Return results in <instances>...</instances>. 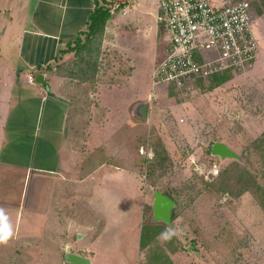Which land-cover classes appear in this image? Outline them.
<instances>
[{
  "label": "crops",
  "instance_id": "0c3cea01",
  "mask_svg": "<svg viewBox=\"0 0 264 264\" xmlns=\"http://www.w3.org/2000/svg\"><path fill=\"white\" fill-rule=\"evenodd\" d=\"M158 2L0 0V254L40 237L41 261L50 264H74L67 252L89 264L141 262L143 134H129V121L143 120L136 117L139 96L131 106L124 91L129 84L140 91L147 72L150 78L161 32ZM96 4L111 13L97 37L105 48L98 57L91 42L78 52ZM261 49L250 72L257 81L264 78ZM139 191L140 215L132 221L129 204ZM14 216L12 235L3 232L2 220ZM132 227L136 253L120 259Z\"/></svg>",
  "mask_w": 264,
  "mask_h": 264
},
{
  "label": "rangeland",
  "instance_id": "374dc122",
  "mask_svg": "<svg viewBox=\"0 0 264 264\" xmlns=\"http://www.w3.org/2000/svg\"><path fill=\"white\" fill-rule=\"evenodd\" d=\"M249 2L255 18L260 15L253 31L262 48L260 53L264 54V11L257 14L263 10L264 0ZM93 37L91 51L98 57L105 53L104 44L101 47L97 37ZM165 49L161 30L153 63ZM250 72L228 74V79L216 86L209 79L196 82L188 90L162 87L155 98L150 97L153 91L147 72L142 90L129 84L130 90L124 91L129 92L131 106L138 96L139 103L148 105L145 118H140L139 112L136 114L142 122H135L134 117L129 121V134H143L138 147L144 161L143 224L150 222L151 210L147 206L154 190L175 200L173 228L155 222L160 231L142 248L139 264H264L263 207L250 190L238 194L239 183H230L236 175L233 163L237 162L248 172L245 178L264 188V78L257 81L250 77ZM215 141L225 142L239 155V160L211 155L209 149ZM227 180H231L230 186L225 189ZM141 200L139 191L129 204L132 221L140 215ZM11 219L2 220V228L12 235L15 216ZM19 221L20 218L17 225L21 226ZM134 232L132 227L123 236L120 259L131 260L136 253L133 245L138 236ZM40 241L39 237L32 244L20 240L11 245V249L1 252L0 264H33V259L37 260L34 264H50L52 260L41 261L45 252L38 244ZM58 254L61 261L60 251Z\"/></svg>",
  "mask_w": 264,
  "mask_h": 264
},
{
  "label": "built area",
  "instance_id": "2783aa9c",
  "mask_svg": "<svg viewBox=\"0 0 264 264\" xmlns=\"http://www.w3.org/2000/svg\"><path fill=\"white\" fill-rule=\"evenodd\" d=\"M157 19L166 49L151 69L150 97L162 87L188 90L198 81L254 65L258 41L249 0H159ZM27 81L33 83V76Z\"/></svg>",
  "mask_w": 264,
  "mask_h": 264
},
{
  "label": "trees",
  "instance_id": "16d2710c",
  "mask_svg": "<svg viewBox=\"0 0 264 264\" xmlns=\"http://www.w3.org/2000/svg\"><path fill=\"white\" fill-rule=\"evenodd\" d=\"M105 3L107 4H114L113 1L110 0H105ZM123 4H118V7H121ZM264 11V3H263V10H259L257 11V14H261ZM111 16L110 13V8L107 5L104 4H96L95 8L93 9V11L91 12L90 16H89V21L87 24V30H86V37L88 38L86 40V43L81 46V48L78 49V52L83 51L84 50V46H88L89 42L92 41V38L95 37H99L102 35L103 31H104V27L106 25V22L108 20V18ZM97 35V36H96ZM73 49V48H71ZM228 79V74H221V75H216L212 78V85L216 86L221 84L222 82L226 81ZM214 142H212L213 144ZM211 144V145H212ZM210 151V149H209ZM234 170L236 175L233 177H231V179H233V182L230 183H239V193L244 192L246 190H250L255 196L258 197L259 199V204L263 207L264 210V188L257 182L253 181L251 182L250 179H248V177L245 178L244 174L246 175L248 172L242 168L241 166H239V164L237 162H234ZM245 179V181L243 180ZM228 181L231 180H227L225 183V189H228L230 184ZM224 188V186H223ZM219 189H221V187H219ZM165 194V193H164ZM237 195V194H236ZM169 196V195H167ZM170 197V196H169ZM171 199H173L172 197H170ZM174 200V199H173ZM175 202V200H174ZM146 206V205H145ZM149 208V210H151L150 205L147 206ZM145 208V207H144ZM175 217V212L174 210L172 211V221ZM162 227L165 228V224L161 223ZM160 225L156 224V223H147V224H143L142 225V230H141V236H140V247L143 248L146 245H148L150 243V241L152 240L154 234H156L158 231H160ZM154 230V231H153Z\"/></svg>",
  "mask_w": 264,
  "mask_h": 264
},
{
  "label": "water",
  "instance_id": "95a60500",
  "mask_svg": "<svg viewBox=\"0 0 264 264\" xmlns=\"http://www.w3.org/2000/svg\"><path fill=\"white\" fill-rule=\"evenodd\" d=\"M118 4H123L128 2L129 0H110ZM36 81L43 84V78L41 74H38L36 77ZM140 107L141 110V117L145 118L147 116L148 105L147 102H140L138 104V108ZM210 154L214 156H218L222 159L230 158L239 160V155L229 147L223 141H215L210 147ZM175 206V202L169 196L164 194L159 190H154L152 202L150 204L151 207V216L150 222H161L164 223L169 228H173V221H172V211ZM65 259L74 264H89V260L81 255L75 254L73 252H67L65 254Z\"/></svg>",
  "mask_w": 264,
  "mask_h": 264
},
{
  "label": "clouds",
  "instance_id": "9594fccd",
  "mask_svg": "<svg viewBox=\"0 0 264 264\" xmlns=\"http://www.w3.org/2000/svg\"><path fill=\"white\" fill-rule=\"evenodd\" d=\"M3 213H0V215H2Z\"/></svg>",
  "mask_w": 264,
  "mask_h": 264
}]
</instances>
